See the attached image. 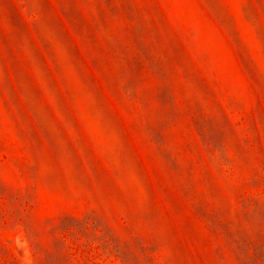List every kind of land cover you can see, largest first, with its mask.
Wrapping results in <instances>:
<instances>
[{
  "label": "rangeland",
  "instance_id": "1",
  "mask_svg": "<svg viewBox=\"0 0 264 264\" xmlns=\"http://www.w3.org/2000/svg\"><path fill=\"white\" fill-rule=\"evenodd\" d=\"M0 264H264V0H0Z\"/></svg>",
  "mask_w": 264,
  "mask_h": 264
}]
</instances>
